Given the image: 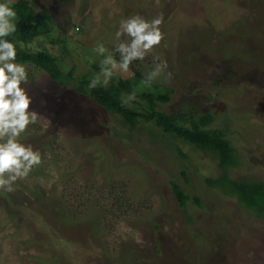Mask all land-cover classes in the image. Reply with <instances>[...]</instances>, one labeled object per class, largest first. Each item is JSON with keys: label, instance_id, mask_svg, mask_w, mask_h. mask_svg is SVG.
<instances>
[{"label": "rangeland", "instance_id": "rangeland-1", "mask_svg": "<svg viewBox=\"0 0 264 264\" xmlns=\"http://www.w3.org/2000/svg\"><path fill=\"white\" fill-rule=\"evenodd\" d=\"M31 1L56 28L29 46L63 55L76 74L100 59L97 41L111 49L121 18L162 16L161 45L130 71L145 76L165 61L152 84L171 94L158 109H212L213 124L226 128L246 161L231 175L264 179V0ZM27 67L35 80L24 87L38 118L22 142L44 144L49 162L44 175L17 181L11 192L17 204L31 197L30 219L12 214L0 196V264H101L104 251L115 255L113 264H264V220L205 184L218 172L208 154L175 141L181 155L149 122L129 128L87 95ZM170 180L200 206L181 209ZM122 195L128 204L119 209L114 200Z\"/></svg>", "mask_w": 264, "mask_h": 264}, {"label": "trees", "instance_id": "trees-1", "mask_svg": "<svg viewBox=\"0 0 264 264\" xmlns=\"http://www.w3.org/2000/svg\"><path fill=\"white\" fill-rule=\"evenodd\" d=\"M13 6L17 11V31L9 39L14 40L18 45H22L17 50V62L28 65L32 69L36 68L43 71L48 78L58 85L72 87L75 91L87 95L107 113L117 114L121 123L129 128L135 127L139 122H149L153 127L160 130L157 129L158 134L167 137L169 143L171 142V145H174L181 155L184 154L181 153L175 141L188 144L208 154L215 161L218 172L214 177H205V184L235 200L236 207L241 211H252L254 216L264 220V179L247 174L243 177L231 175L233 169L246 167V161L232 143L226 128L213 124L216 112L214 113L212 109H209L198 112L180 110L166 113L158 109L160 103H166L170 100V90L155 83L151 86L143 85L141 83L144 79L143 72L135 67H132L129 75L125 77L120 75L115 77L114 75L107 86H98L89 90L87 88L88 81L99 73L100 60L103 57L97 61H89L88 64L91 69L82 74H76L75 66H69L63 55L50 52L44 45L37 49H32L29 46L30 43L37 42L38 38H46L52 35L55 30L54 21L48 11L41 8L35 10L31 0H15ZM62 47L67 51L68 48L65 45ZM85 48L86 52L89 51L90 53L91 49ZM88 56L89 54H86V60ZM115 59L118 61V58ZM31 75L30 77H32ZM130 93H135L136 99L122 103V100H126ZM43 145L41 144L38 149L41 152L43 163L34 168L30 175H44L47 172L45 166L49 161L45 158L49 149ZM169 185L181 209L185 211L189 201L200 206V199L186 193L181 184L170 180ZM0 196L2 199H6L8 204L13 205L12 214H21L23 220L30 219L28 210L25 209L31 204L30 196H23L19 204H17L19 198L11 193L0 194ZM126 198L125 195L115 197L114 205L122 209V203L128 204ZM60 212L65 215L70 211L61 207ZM60 212L59 214H61ZM64 219H67L66 216L62 221ZM68 220L72 224V219L68 218ZM115 258V255L112 254L110 257L104 251L101 264H113Z\"/></svg>", "mask_w": 264, "mask_h": 264}, {"label": "clouds", "instance_id": "clouds-1", "mask_svg": "<svg viewBox=\"0 0 264 264\" xmlns=\"http://www.w3.org/2000/svg\"><path fill=\"white\" fill-rule=\"evenodd\" d=\"M14 3L15 0H0V194L13 192L17 181L26 179L43 163L41 152L22 142L29 126L37 123L38 115L29 110L31 97L24 87L35 77L30 80V69L17 62V50L22 45L9 39L17 31ZM162 22L163 17L159 15L150 20L138 14L121 18L111 49L101 41L93 48L103 58L99 73L88 81L87 88L107 86L116 70L128 73L134 62L144 61L164 39ZM166 69L165 61L155 63L141 83L151 86ZM135 99V93H130L122 103Z\"/></svg>", "mask_w": 264, "mask_h": 264}]
</instances>
